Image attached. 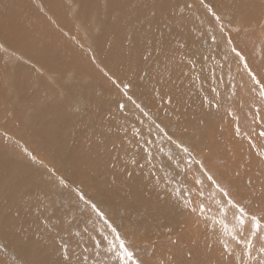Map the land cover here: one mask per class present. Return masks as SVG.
Returning <instances> with one entry per match:
<instances>
[{"label": "rangeland", "instance_id": "374dc122", "mask_svg": "<svg viewBox=\"0 0 264 264\" xmlns=\"http://www.w3.org/2000/svg\"><path fill=\"white\" fill-rule=\"evenodd\" d=\"M218 1L205 0L221 16L237 50L264 79V0ZM209 28L215 31L216 22L199 0H0V264H63L60 236L85 226L91 233L93 227L89 213L71 191L75 186L122 222L143 264H233V258L242 255L239 248L227 255L219 241L232 246L228 233L219 226L215 234L208 232L203 220L173 197L162 193L161 204L157 199L146 201L145 192L135 186L152 184L147 167L141 170L131 163L133 157L143 159L142 149L133 150V126L153 140L154 152L163 147L174 160L183 159L184 154L155 128V120L173 140L188 146L195 160L202 161L238 199L264 214V158L258 155L264 153V140L252 132L259 128L248 114L258 101L249 93L250 78L235 56H229L223 70L219 68L224 40L216 31L217 44L208 42ZM189 61L195 62L194 69ZM221 72L226 74L223 81L218 79ZM165 75L175 80L194 77L190 83L180 81H187V87L197 79L199 89L190 93L194 102L186 107L184 99L175 98V103L170 96L172 103H166ZM109 76L132 82L129 95L151 119L141 115ZM216 93L219 109L202 103L205 96L211 99ZM120 103L125 105L123 111ZM193 108L199 114L191 113ZM229 110L239 115L241 135L235 132ZM261 118L264 107L256 117ZM246 132L252 134L255 148L243 135ZM118 146L127 151H118ZM114 149L124 162L120 170L127 183L100 171L113 164ZM155 155L157 162L165 159L163 153ZM165 163L179 186L193 187L194 176L200 174L197 164L184 171L183 163L179 169L174 161L165 159ZM128 172H133L131 178ZM60 176L69 188L59 185ZM133 181L135 186L130 185ZM204 190L212 209L209 215L219 218L214 190L207 184ZM231 217L230 210L226 219L230 229ZM259 235L264 239V232ZM78 239L73 238V264L84 255L82 248L75 247ZM87 257V264H111L103 252L95 256L91 246Z\"/></svg>", "mask_w": 264, "mask_h": 264}, {"label": "snow or ice", "instance_id": "6c2138e0", "mask_svg": "<svg viewBox=\"0 0 264 264\" xmlns=\"http://www.w3.org/2000/svg\"><path fill=\"white\" fill-rule=\"evenodd\" d=\"M199 2L216 22L215 31L212 28L206 30L208 42L213 45L217 44L216 31L221 34V38L224 40L225 51L222 56V62L218 65L219 68L223 70L227 64L229 56L232 55L237 58L240 62L242 71L246 72L250 78L251 87L248 88V91L256 98L258 103L251 105V112L248 114L253 115V123L259 128L258 131L256 128H253L252 132L255 133L256 138L264 140V118L259 120L256 119V117L260 116L261 108L264 107V79H261V77L252 70L247 59L237 50L231 36L225 32V24L222 22L221 16L217 14L213 6L210 3H206L205 0H199ZM187 7L191 8L194 7V5L189 4ZM203 59L209 60L214 59V57L205 56ZM189 63L193 69L196 67L194 61H189ZM228 74H230V65ZM105 75H108V73L105 72ZM212 75L215 77V71L212 72ZM225 75V73L221 72L218 79L223 81ZM109 79L117 86L123 96L126 97L128 101L132 102L141 115L147 116L151 119L145 108L140 103H137L132 95H129L133 89L132 82L117 81L111 76H109ZM230 88L232 90V95H236V84L232 83ZM212 91L216 92V89H213ZM156 95L159 97L158 91L156 92ZM218 97L219 93H216L211 99L205 96L202 103L207 104L210 108L219 109L221 102ZM166 103H172L170 96L167 98ZM118 108L123 111L125 108L124 103L118 104ZM228 115L236 121V134L241 135L239 115L231 110L228 111ZM141 123H143V121H141ZM152 123L158 132L162 134L163 139L174 144L176 148L184 154V157L182 160H174L173 154L170 151L164 153L163 147L155 148V152L163 153L167 161H174V167L176 169H179L181 163H183L184 171H188L190 165L197 164L200 174L194 176L192 181L193 187L179 186L176 178L170 175V170L165 163V159H161L157 162L153 140L146 138L141 133V130L134 126L132 128L135 138L133 150L142 149L143 159L141 161L133 157L131 163L141 170H144L147 167L153 188L164 193L166 196L173 197L183 209L200 217L208 232L215 234L218 230V226L227 232L231 237L233 244L230 246L228 242L220 240L219 243L224 252L227 255L232 256L235 249L239 248L242 253L240 257L233 258V264H264V239H261L259 235L264 232V214L251 210L243 200L236 197L230 187L221 184L214 174H211L205 169L202 161L195 160L188 146H185L179 140H173V137L169 135L165 127H162L161 123H157L155 120H153ZM150 133L151 129H149V134ZM243 135L252 142L251 146L255 148L256 144L253 141L252 134L246 132L243 133ZM129 144H132V140H129ZM258 155H261L262 158H264V153H258ZM32 159L35 160L36 157L33 156ZM52 171L53 173L55 172L54 169ZM127 175L131 178L133 173L128 172ZM58 183L65 189L69 188V183L63 176L58 178ZM206 184L215 192L213 199L219 218H217V216L209 215L212 209L208 205V196L204 190ZM71 191L74 192L77 202L89 213V221L93 224V227L91 233L89 232V228L85 226L75 233L69 232L67 237L60 236L59 249L63 258V264H73V258L75 255L73 244L74 237L80 238L75 240V247L82 248L84 253V255L79 258V264H87L89 246H91L94 255L97 257L101 255V252L108 255L111 264H143V261L138 256L133 241L124 231L122 222L117 223L116 220L113 219L107 211L100 207L97 202L93 201L92 198L87 197L79 186L73 187ZM41 210L42 209L38 207L37 211ZM230 210L232 212L231 219L234 223V226L231 229L226 222ZM47 222V218L45 217L44 223L47 224ZM169 231H171V229H169ZM109 236L112 238L109 239ZM97 264H100V262L97 261Z\"/></svg>", "mask_w": 264, "mask_h": 264}, {"label": "bare ground", "instance_id": "6f19581e", "mask_svg": "<svg viewBox=\"0 0 264 264\" xmlns=\"http://www.w3.org/2000/svg\"><path fill=\"white\" fill-rule=\"evenodd\" d=\"M82 1V0H81ZM218 1V0H217ZM233 1H235V0H233ZM219 2V1H218ZM241 2V1H240ZM83 3V2H82ZM85 3L87 4V2L85 1ZM84 3V4H85ZM231 3V2H230ZM85 4V5H86ZM240 4H242V2L240 3ZM244 4V3H243ZM41 5V4H40ZM52 5V4H51ZM233 5V4H232ZM43 6V5H42ZM54 7V6H53ZM83 7H84V9H85V6L83 5ZM238 7V6H237ZM86 8H87V6H86ZM230 8H231V6H230ZM33 9V8H32ZM56 9V8H55ZM81 9H82V7H81ZM241 12V11H240ZM37 13V12H36ZM39 13V12H38ZM84 13V12H83ZM86 13H87V11H85V14L83 15V16H86ZM38 15V14H37ZM50 17V16H49ZM248 17H249V15H248ZM80 18H82V17H80ZM165 19V18H164ZM61 20V19H60ZM69 20V19H68ZM70 21V20H69ZM48 24H50V23H48ZM52 25V24H51ZM36 26V25H35ZM49 27H50V25H49ZM51 28V27H50ZM59 28V27H58ZM36 30V29H35ZM185 31V30H184ZM65 32V31H64ZM107 32V31H106ZM109 32V31H108ZM35 33V32H34ZM47 34V33H46ZM48 35V34H47ZM82 35V34H81ZM51 36V35H50ZM31 38V37H30ZM34 38V37H33ZM80 38V37H79ZM106 39V38H105ZM162 39V38H161ZM38 41V40H37ZM54 41V40H53ZM32 42V41H31ZM143 42V41H142ZM37 43V42H36ZM48 43V42H47ZM42 44V43H41ZM222 44V43H221ZM38 45V44H37ZM111 46V45H110ZM39 48V47H38ZM44 48V47H43ZM210 49V48H209ZM167 51V50H166ZM33 52V51H32ZM163 53V52H162ZM206 53V52H205ZM164 54V53H163ZM167 54V53H166ZM172 55H173V53H171ZM159 56V55H158ZM171 57H173V56H171ZM158 58V57H157ZM174 58V57H173ZM172 58V59H173ZM175 60V59H174ZM176 60H178V56H177V58H176ZM170 60H168L167 62H169ZM179 61H180V59H179ZM217 61V60H216ZM164 62H165V60H164ZM166 62V63H167ZM182 62H183V58H182ZM215 62V61H214ZM205 63V62H204ZM165 64V63H164ZM82 65V64H81ZM88 65V64H87ZM131 65V64H130ZM186 65V64H185ZM80 66V65H79ZM167 66V65H166ZM169 66V65H168ZM173 66H174V64H173ZM213 66V65H212ZM131 67V66H130ZM138 67V66H137ZM164 68V66H161V68ZM170 67V66H169ZM135 68H136V66H135ZM176 68V67H175ZM165 69V68H164ZM178 69V68H177ZM183 69V68H182ZM191 69V67L189 66L188 68H187V70L189 71ZM31 70V69H30ZM137 70V69H136ZM140 70V69H139ZM178 70H181L180 68L178 69ZM184 70V69H183ZM186 70V69H185ZM218 70V69H217ZM216 70V71H217ZM133 71V70H132ZM160 71H161V69L158 71L159 72V74H160ZM167 72H168V70H166ZM199 71V70H198ZM45 72H47V71H45ZM176 72V71H175ZM135 73V72H134ZM158 74V75H159ZM189 74H190V72H189ZM56 75H58V74H56ZM135 75V74H134ZM139 75H140V73H139ZM186 75H188L187 74V72H186ZM161 76V75H160ZM179 76V75H178ZM189 76V75H188ZM186 77V76H181L178 80H175L176 78L174 77V79H169L170 77L172 78L173 77V75H165L164 77H163V79L162 80H164V79H166V80H169L168 82H169V87L168 88H166V89H162V90H165V92H163V95L164 96H167V94H165L166 92L169 94L168 95V97L169 96H171L172 97V99H173V101L176 103V99L175 98H182V99H184V100H182L184 103V105L185 104H187L188 105V103H190L191 101H193L194 102V97L192 98L191 97V95H190V93H191V90L192 89H194V88H198L199 89V87L197 86V79L196 80H194L193 82H192V84H190V86H188L187 87V84H188V82L190 81V80H193V78L194 77H192L191 79L189 78V77ZM137 77V76H136ZM157 77V76H156ZM162 78V77H161ZM181 80H188V82L186 81L184 84H181L180 83V81ZM190 83V82H189ZM165 85V84H164ZM167 85V84H166ZM165 85V86H166ZM111 86V85H110ZM158 87V86H157ZM161 95V94H160ZM162 96V95H161ZM176 100V101H175ZM179 100H181V99H179ZM185 101H187V102H185ZM182 104V105H183ZM200 104H201V102H200ZM199 104V105H200ZM187 105H185L186 107H187ZM181 107V106H180ZM191 107V106H190ZM192 107H193V105H192ZM200 107L202 108V105H200ZM181 108H183V107H181ZM200 108V109H201ZM203 110H204V108H202ZM192 111H191V113H194V114H199V112H197L194 108L193 109H191ZM190 112V111H189ZM204 113V111H201V113H200V115H202ZM205 115V117L204 118H206V113H204L202 116H204ZM192 116V115H191ZM198 118H199V116H198ZM107 119V118H106ZM116 122V121H115ZM121 125V124H120ZM123 127V126H122ZM120 128V127H119ZM121 129V128H120ZM114 132V131H113ZM129 132V131H128ZM117 133V132H116ZM50 134V133H49ZM103 135V134H102ZM235 135V134H234ZM57 136V135H56ZM125 136V135H124ZM123 136V137H124ZM112 138V137H111ZM122 138V137H121ZM239 139V138H238ZM82 143V142H81ZM119 144V143H118ZM122 145H124V144H122ZM96 146V145H95ZM127 146V145H126ZM121 147V146H120ZM125 147V146H124ZM116 148V147H115ZM118 148H119V146H118ZM126 149V148H125ZM128 149V148H127ZM105 150H107V149H105ZM122 150H124V148H119L118 149V151H122ZM118 151H116L115 149L113 150V157L111 158V161H113V164H111V167H109L110 166V164H108V162H106V161H104V164H105V166L106 167H109V168H107V169H104V168H100V171L102 172H104L105 170H106V172L104 173L106 176H108V177H111V179H115L116 181H120V182H124V183H127V180H125L124 178H123V176H124V174H123V171L121 172V170H120V167H124V165H123V161H119L118 159H117V155H118V153H116V152H118ZM125 151V150H124ZM127 151V150H126ZM125 151V152H126ZM107 153L108 152H106V155H107ZM208 155V154H207ZM103 158V157H102ZM214 159V158H213ZM94 166H97V164H94ZM97 167H99V166H97ZM101 167V166H100ZM83 169V168H82ZM138 171V170H137ZM133 173V172H132ZM140 174H141V172H140ZM114 179H113V181H114ZM115 183V182H114ZM134 184V186L136 185V183H135V181H133L130 185L132 186ZM152 185V184H151ZM151 185H149L148 183H145V182H142V184L140 185V184H137L135 187H137L138 186V189H140V190H142V191H144L145 192V200L146 201H148L149 202V199H157V204H161V201H164L163 200V197H162V192H160V191H158L157 189H154ZM22 197V196H21ZM151 197V198H150ZM153 197V198H152ZM13 199V198H12ZM19 200H21V198L19 199ZM14 201V200H13ZM12 201V202H13ZM16 203H15V205L16 204H19L18 203V201H15ZM24 204H26V202H23ZM12 204L13 203H11V206H12ZM21 204V203H20ZM14 205V204H13ZM166 205H167V207H168V205L170 206V204H169V202L168 201H166ZM142 206H144V205H142ZM12 207H14V206H12ZM21 207V206H20ZM26 207V206H25ZM18 208V207H17ZM22 208V207H21ZM20 208V209H21ZM15 209V208H14ZM19 208L18 209H16V210H20ZM155 210H157V211H159L160 213H162V211H161V206H155ZM156 211V212H157ZM22 212H23V210H22ZM56 217V216H55ZM154 219V218H153ZM39 236V235H38ZM36 240V239H35ZM56 253V252H55ZM34 254V253H33ZM37 255V254H36ZM45 256H48V255H45ZM42 260V259H41ZM38 264H39V262H38ZM52 264V263H51Z\"/></svg>", "mask_w": 264, "mask_h": 264}]
</instances>
